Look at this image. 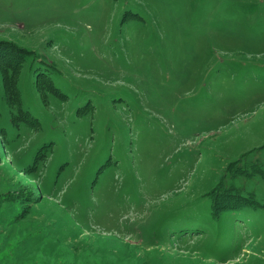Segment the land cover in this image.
<instances>
[{
  "label": "rangeland",
  "instance_id": "1",
  "mask_svg": "<svg viewBox=\"0 0 264 264\" xmlns=\"http://www.w3.org/2000/svg\"><path fill=\"white\" fill-rule=\"evenodd\" d=\"M0 264H264V0H0Z\"/></svg>",
  "mask_w": 264,
  "mask_h": 264
},
{
  "label": "trees",
  "instance_id": "2",
  "mask_svg": "<svg viewBox=\"0 0 264 264\" xmlns=\"http://www.w3.org/2000/svg\"><path fill=\"white\" fill-rule=\"evenodd\" d=\"M232 192H235V191H231L230 193V195L232 196V197H234V194H232ZM243 199H246L247 200V198H243Z\"/></svg>",
  "mask_w": 264,
  "mask_h": 264
}]
</instances>
